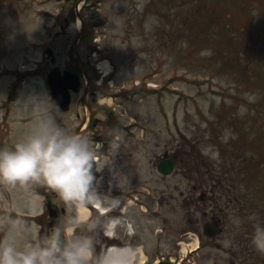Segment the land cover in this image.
<instances>
[{
  "label": "rangeland",
  "instance_id": "obj_1",
  "mask_svg": "<svg viewBox=\"0 0 264 264\" xmlns=\"http://www.w3.org/2000/svg\"><path fill=\"white\" fill-rule=\"evenodd\" d=\"M201 1L207 5L203 12L196 9ZM246 1L247 5L244 0L0 2V146L11 145L29 122L15 101L30 94L49 96L45 72L51 64L45 61V47L54 46L55 39L48 35L58 27L47 15L59 13L63 21L71 12L78 21L75 11L82 13L86 35L77 51L95 63L90 65L93 86H104L99 93L102 104L89 103L93 116L101 119L96 128L105 132L112 122L106 125L108 116L99 105L114 111L112 123H118L121 133L118 141L129 150L123 162L139 159L148 170L144 256L151 264H228L230 255L239 254L244 237L251 243L258 238L254 232L244 234L243 226L260 227L264 238V0ZM213 9L211 26L203 19ZM188 14L182 26L180 20ZM75 31L72 23L60 37L62 43L58 39L54 49L61 54L56 64H64L66 45ZM202 31L209 32L207 38L183 36ZM104 69L109 72L106 77ZM80 97L76 94L72 109L60 113V122L71 131L85 117ZM90 140L100 142L99 170L105 171L101 180L110 184L115 148L105 137ZM163 156L177 161L169 175L156 170ZM209 167L200 179L216 184L220 178V184L203 194L197 178ZM44 185L46 197L59 208L63 199ZM45 199L31 184L0 183V237L11 219L35 226L41 238L50 233L54 228L48 226L46 211L41 215L44 222L36 217L45 209ZM61 219L59 215V226ZM208 221L220 225L214 237L202 232ZM134 232L142 242L141 231ZM193 240L197 247L192 250Z\"/></svg>",
  "mask_w": 264,
  "mask_h": 264
},
{
  "label": "clouds",
  "instance_id": "obj_2",
  "mask_svg": "<svg viewBox=\"0 0 264 264\" xmlns=\"http://www.w3.org/2000/svg\"><path fill=\"white\" fill-rule=\"evenodd\" d=\"M15 102L29 122L11 145L0 146V183H45L69 205L83 206L96 200L94 165L98 171L100 142L93 144L86 134L64 126L59 107L46 94H30ZM120 135L117 130L110 141L116 149ZM82 223L78 217H69L63 227L58 225L41 238L35 226L11 219L0 237V264H129L122 249L96 252L91 234L94 221L86 222L87 232L68 234L69 228Z\"/></svg>",
  "mask_w": 264,
  "mask_h": 264
},
{
  "label": "flooded vegetation",
  "instance_id": "obj_3",
  "mask_svg": "<svg viewBox=\"0 0 264 264\" xmlns=\"http://www.w3.org/2000/svg\"><path fill=\"white\" fill-rule=\"evenodd\" d=\"M7 0H0L2 3H6ZM64 1H74L77 2L79 0H64ZM18 2V0H17ZM16 4V0H15ZM19 5V3H17ZM51 16L55 19L54 24L52 25L54 28L58 27L55 34L52 35V32H49L48 39H55L53 45H57L58 39L62 43L61 36L64 37L66 34V29L74 23V19H72V13L69 12L64 16V20L59 17V13L55 16L52 14L47 15ZM86 31L85 25L82 24V30L75 31L72 37H69L70 42L66 45L68 46L65 49L66 60L64 64L58 65L56 64L57 57L61 54V51H55L54 46L46 45L45 50L51 48L52 51L46 55V60L48 64H51L45 74L47 75L49 71L55 67L59 66L61 70H71L77 73L80 77V85L75 91L70 90V104L69 109L64 112H69L73 107L74 97L76 94L81 95V99L78 101H82L84 104L85 117H83L79 124V129H84V134H88L90 138L97 139L101 136L109 138L112 134V131H115V126L113 120L116 118L114 111L108 109L105 106L99 105V110L105 111L108 116L105 120L106 125L108 123L111 124L107 126L105 132L103 130H98L96 127L100 123V118L97 116H93L94 112L90 110L89 103L97 102V97L99 93L104 89V86L100 85L99 89H96L93 86V81H95V77L92 74V70L90 65H93V62L88 58L85 60L83 55L78 52H75V48H79L82 45L85 39ZM47 42L46 40L44 43ZM61 43L59 45H61ZM72 50V51H70ZM46 52V51H45ZM83 73L86 76L83 78ZM100 83V82H99ZM51 86L56 84V81L52 79L50 81ZM66 84H71V80H66ZM72 87V86H71ZM77 100V99H76ZM88 104V109L85 104ZM77 116L79 112H76ZM113 119V120H112ZM119 147H121V143L117 142ZM115 148V147H114ZM129 150L124 148H115V154L113 159L111 160L110 167L112 168L111 175H109V181L104 183L103 180L105 178V171H98L95 173L97 177L96 187L98 191V198L101 201V204L105 206L109 211L106 214H99L94 208L91 209L89 215L85 218H80L82 223L81 226L72 228L71 235L80 232H87L88 229L86 227L87 221H94L95 228L92 231V235L95 240V250L97 253H101L102 250L106 247V243L111 242L115 246L124 247L128 246L132 249L134 253V262L133 264H151L148 257H145L143 262H140V256L144 255V252L148 253L147 239H143V232L145 227L148 226V217H149V175L148 170L143 166V163H140L139 159L129 160V163H124V160H127ZM94 168L95 165H94ZM101 180V181H100ZM100 181V182H99ZM103 183V185H102ZM48 203V201H46ZM87 205L92 207V202H89ZM229 208V206H227ZM134 209H137V223L135 228L132 227V221L134 220ZM52 213L56 215V220L52 228H55L59 223V215L61 219V227L64 226L65 222L69 217H78L77 208L75 205H69L64 200L62 201V205L56 209L52 208ZM257 210V209H255ZM140 212V214L138 213ZM111 219L113 221V232L110 238L103 236L105 235V225L106 222ZM140 222V223H139ZM248 229H246V225L243 226L244 234H251L254 232L255 236L258 238L255 239L253 243L248 240V238H243L241 243L240 252L238 255H230L228 257V264H264V238L262 233H259L260 227L256 226L251 228L250 225H247ZM70 229V228H69ZM136 233L141 231L142 233V242H139V238H135ZM261 231V230H260ZM247 232V233H245ZM103 241V242H102ZM104 245V246H103ZM164 264V263H163Z\"/></svg>",
  "mask_w": 264,
  "mask_h": 264
},
{
  "label": "water",
  "instance_id": "obj_4",
  "mask_svg": "<svg viewBox=\"0 0 264 264\" xmlns=\"http://www.w3.org/2000/svg\"><path fill=\"white\" fill-rule=\"evenodd\" d=\"M54 73L59 74L61 78H67V76L72 75L71 72L65 71L64 74H61L58 67L53 70ZM51 76V75H50ZM75 80V79H74ZM77 83V80H75ZM53 91V96L56 99V102L63 108L67 109L68 104V87L61 86L60 84H56L55 87H51ZM157 169L159 172L163 174H170L174 169V162L171 158L165 157L159 160L157 163ZM51 217L53 216L52 212H50ZM218 232V226L215 223H205L203 226V233L207 236H213Z\"/></svg>",
  "mask_w": 264,
  "mask_h": 264
},
{
  "label": "trees",
  "instance_id": "obj_5",
  "mask_svg": "<svg viewBox=\"0 0 264 264\" xmlns=\"http://www.w3.org/2000/svg\"><path fill=\"white\" fill-rule=\"evenodd\" d=\"M244 2H245V4L247 5V1L246 0H244ZM191 8V7H190ZM209 8V7H208ZM196 9L199 11V9H201L202 10V12L203 11H205V10H207V5L204 3V2H202L201 1V3H199L197 6H196ZM200 10V11H201ZM194 11H195V8H194ZM208 16L206 17V18H204L203 20L204 21H206V22H208L211 26L213 25V22H215V17H216V15L214 14V9L212 10V11H210L209 12V14H207ZM189 17H190V14H188V15H186V16H184L183 17V19H181L180 20V23H182V26H185L186 24H187V22H188V20H189ZM228 18H230V16H228ZM209 25V26H210ZM206 26H207V24H206ZM240 27V26H239ZM184 28V27H183ZM196 32V31H195ZM195 32L194 33H190V32H188V34L187 35H183V36H185L186 38H188V37H199V36H202V37H204V38H207L208 37V33L209 32H206V31H202V32H200V33H197V35L195 34ZM211 34H212V32H211ZM183 36H180V40H181V42H184V37ZM200 158H202V156L200 157ZM208 164V163H207ZM210 169V167L208 168V169H206L205 168V170L204 171H201V173H199L198 174V178H197V181H198V185H197V188H198V186L203 190L202 192H203V194H205V193H207V192H210V191H213L214 190V188L216 187V185L217 184H220V178H218V180H217V182L218 183H216V184H213V183H211L210 184V182H209V180H207L206 178L205 179H200L201 177H203L204 175H205V173H207V170H209ZM205 177V176H204ZM213 180H216V179H213V178H211V181H213ZM215 183V182H214ZM211 185V186H210ZM201 199L200 198H197V201L199 202Z\"/></svg>",
  "mask_w": 264,
  "mask_h": 264
},
{
  "label": "bare ground",
  "instance_id": "obj_6",
  "mask_svg": "<svg viewBox=\"0 0 264 264\" xmlns=\"http://www.w3.org/2000/svg\"><path fill=\"white\" fill-rule=\"evenodd\" d=\"M107 72H108V70L104 69V74H106ZM101 165H102V163H99V166H101ZM96 203L98 204V202H96ZM100 208L102 209V211H105V209H106L103 205H101ZM78 211L80 213L81 219L86 217L88 212H89V210L86 207L80 206V205H78ZM196 246H197V242L195 240H193V242L191 243V249L192 250L195 249ZM109 249H122L127 254V256L129 258V263L132 262V259L134 257V253H133L131 248H129V247H110ZM144 259H145L144 255L140 256V262H143Z\"/></svg>",
  "mask_w": 264,
  "mask_h": 264
}]
</instances>
